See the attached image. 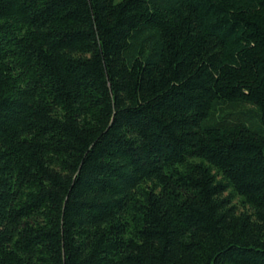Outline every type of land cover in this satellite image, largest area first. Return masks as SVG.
Listing matches in <instances>:
<instances>
[{
    "label": "trees",
    "instance_id": "trees-1",
    "mask_svg": "<svg viewBox=\"0 0 264 264\" xmlns=\"http://www.w3.org/2000/svg\"><path fill=\"white\" fill-rule=\"evenodd\" d=\"M0 264H264V0H0Z\"/></svg>",
    "mask_w": 264,
    "mask_h": 264
}]
</instances>
